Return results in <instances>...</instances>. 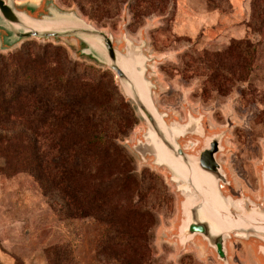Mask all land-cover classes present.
Instances as JSON below:
<instances>
[{
	"label": "rangeland",
	"instance_id": "374dc122",
	"mask_svg": "<svg viewBox=\"0 0 264 264\" xmlns=\"http://www.w3.org/2000/svg\"><path fill=\"white\" fill-rule=\"evenodd\" d=\"M113 1L114 6L112 3L106 11L98 12L97 21L89 18L78 0L56 3L65 10H75L84 20L111 34L120 49L127 40L135 45L143 41L144 53L150 59L146 75L154 82L152 98L158 110L166 114L168 122L184 123L187 115L202 116L203 133L185 137L181 142L184 149L197 155L209 137L223 132V150L217 157L230 181L224 193L233 199L243 194L262 203L264 0ZM245 39L254 47L251 70L244 80L243 72L229 70L218 80L217 89L209 78L210 64L203 63L202 57L213 58L231 41ZM32 41L57 44L31 38L22 45ZM67 47L70 58L85 61L82 63L89 69L111 71L115 86L136 119L132 126L131 119L126 121L130 126L121 145L137 173L154 175L151 179L142 177L143 187L151 190L144 200V218L150 224L146 241L149 252L140 264H220L200 242H190L179 251L171 235L182 218L183 197L166 169L142 162L132 148L146 123L132 101L123 96L111 69L86 57L77 58L74 49ZM3 162L0 158V168ZM62 206L58 197L45 195L28 174L11 175L0 169V248L14 264H118L102 259L99 237L104 225L88 216L70 218ZM230 251L231 264H260L250 246L238 240ZM131 253L127 251L129 257Z\"/></svg>",
	"mask_w": 264,
	"mask_h": 264
},
{
	"label": "trees",
	"instance_id": "16d2710c",
	"mask_svg": "<svg viewBox=\"0 0 264 264\" xmlns=\"http://www.w3.org/2000/svg\"><path fill=\"white\" fill-rule=\"evenodd\" d=\"M78 1L96 21L99 11L116 3ZM69 53L62 43L33 41L0 52V169L31 176L45 195L62 201L70 218L88 216L104 225V261L140 264L149 252L144 200L151 190L142 177L154 175L137 173L121 145L126 121L132 126L136 119L111 71L89 69ZM253 59V44L245 39L202 62L210 64V81L219 89L218 80L231 69L243 72L244 80Z\"/></svg>",
	"mask_w": 264,
	"mask_h": 264
},
{
	"label": "water",
	"instance_id": "95a60500",
	"mask_svg": "<svg viewBox=\"0 0 264 264\" xmlns=\"http://www.w3.org/2000/svg\"><path fill=\"white\" fill-rule=\"evenodd\" d=\"M65 43L75 57H86L111 69L123 96L132 101L147 127L132 145L144 163L164 168L180 202L182 218L171 238L179 251L190 242L202 243L220 264H231L230 246L238 240L264 264V194L256 203L241 194L233 199L223 188L230 184L218 154L223 150V132L209 137L197 155L184 149L188 135H201L202 116L187 115V121L168 122L152 98L154 82L147 77L150 59L144 42L126 41L118 48L111 34L84 20L75 10L61 8L56 0H0V51H9L24 41ZM264 190V168L262 170Z\"/></svg>",
	"mask_w": 264,
	"mask_h": 264
},
{
	"label": "crops",
	"instance_id": "0c3cea01",
	"mask_svg": "<svg viewBox=\"0 0 264 264\" xmlns=\"http://www.w3.org/2000/svg\"><path fill=\"white\" fill-rule=\"evenodd\" d=\"M62 43V42H60ZM66 46L71 47L70 45H67L65 43H62ZM1 52H6V50L1 51ZM231 253V251H230ZM0 264H14V260L12 257H10L8 254H6L1 248H0Z\"/></svg>",
	"mask_w": 264,
	"mask_h": 264
}]
</instances>
